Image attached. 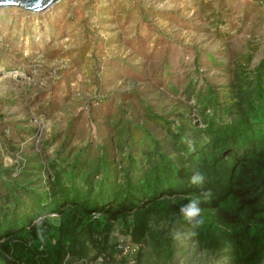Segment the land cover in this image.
Masks as SVG:
<instances>
[{
  "label": "trees",
  "instance_id": "1",
  "mask_svg": "<svg viewBox=\"0 0 264 264\" xmlns=\"http://www.w3.org/2000/svg\"><path fill=\"white\" fill-rule=\"evenodd\" d=\"M263 71L264 59L253 79L233 71L224 91L188 93L192 104L172 119L151 107L136 120L118 111L108 142L67 141L43 156L50 143L30 141L10 165L0 152V264L114 260L116 226L141 246L140 262L264 264ZM196 171L203 186L189 183ZM205 191L196 227L180 208Z\"/></svg>",
  "mask_w": 264,
  "mask_h": 264
},
{
  "label": "rangeland",
  "instance_id": "2",
  "mask_svg": "<svg viewBox=\"0 0 264 264\" xmlns=\"http://www.w3.org/2000/svg\"><path fill=\"white\" fill-rule=\"evenodd\" d=\"M263 59L264 0H57L46 13L1 9L3 161L16 162L30 141L38 150L50 143L43 156L67 141L108 142L120 111L136 120L151 107L172 119L192 104L188 93L209 84L224 91L233 71L253 79ZM28 128L38 134L28 137ZM117 233L116 226L115 244ZM105 257L109 264H162L154 255L140 262L121 254L89 264Z\"/></svg>",
  "mask_w": 264,
  "mask_h": 264
},
{
  "label": "clouds",
  "instance_id": "3",
  "mask_svg": "<svg viewBox=\"0 0 264 264\" xmlns=\"http://www.w3.org/2000/svg\"><path fill=\"white\" fill-rule=\"evenodd\" d=\"M205 180H206V175L201 171H196L190 177L189 183L196 186H203ZM210 195H211L210 191H205L203 192L202 197L193 196L192 198H190L189 202L180 208V213L182 214L183 218L186 221L195 220L194 226L196 227L202 225L204 223V220L202 217V209L199 207V204L201 203V199L207 200L210 197Z\"/></svg>",
  "mask_w": 264,
  "mask_h": 264
},
{
  "label": "water",
  "instance_id": "4",
  "mask_svg": "<svg viewBox=\"0 0 264 264\" xmlns=\"http://www.w3.org/2000/svg\"><path fill=\"white\" fill-rule=\"evenodd\" d=\"M57 0H0V9L16 7L27 12L40 13Z\"/></svg>",
  "mask_w": 264,
  "mask_h": 264
},
{
  "label": "built area",
  "instance_id": "5",
  "mask_svg": "<svg viewBox=\"0 0 264 264\" xmlns=\"http://www.w3.org/2000/svg\"><path fill=\"white\" fill-rule=\"evenodd\" d=\"M117 250L121 251V255L125 257L135 256L139 251H141V246L132 241L129 235H121L117 233ZM119 254V255H120Z\"/></svg>",
  "mask_w": 264,
  "mask_h": 264
},
{
  "label": "bare ground",
  "instance_id": "6",
  "mask_svg": "<svg viewBox=\"0 0 264 264\" xmlns=\"http://www.w3.org/2000/svg\"><path fill=\"white\" fill-rule=\"evenodd\" d=\"M54 4V3H53ZM53 4H51V6L53 5ZM51 6H49L47 9H45V10H43V11H45V13L49 10L50 11V8H51ZM11 8H16V7H11ZM10 8V9H11ZM3 9H9V8H3ZM1 10V9H0Z\"/></svg>",
  "mask_w": 264,
  "mask_h": 264
}]
</instances>
